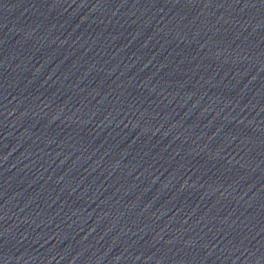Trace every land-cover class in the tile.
<instances>
[{
	"label": "water",
	"instance_id": "water-1",
	"mask_svg": "<svg viewBox=\"0 0 264 264\" xmlns=\"http://www.w3.org/2000/svg\"><path fill=\"white\" fill-rule=\"evenodd\" d=\"M0 264H264V0H0Z\"/></svg>",
	"mask_w": 264,
	"mask_h": 264
}]
</instances>
